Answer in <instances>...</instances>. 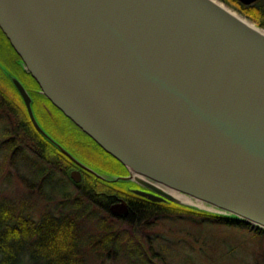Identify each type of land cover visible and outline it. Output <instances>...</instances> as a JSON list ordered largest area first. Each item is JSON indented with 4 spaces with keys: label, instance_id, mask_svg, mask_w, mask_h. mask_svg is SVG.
I'll list each match as a JSON object with an SVG mask.
<instances>
[{
    "label": "water",
    "instance_id": "95a60500",
    "mask_svg": "<svg viewBox=\"0 0 264 264\" xmlns=\"http://www.w3.org/2000/svg\"><path fill=\"white\" fill-rule=\"evenodd\" d=\"M221 1L0 0V29L39 87L1 56L0 74L79 167L151 201L264 230V27ZM34 93L127 174L101 171L57 139ZM71 177L80 182L81 170ZM110 210L128 215L129 205Z\"/></svg>",
    "mask_w": 264,
    "mask_h": 264
},
{
    "label": "trees",
    "instance_id": "16d2710c",
    "mask_svg": "<svg viewBox=\"0 0 264 264\" xmlns=\"http://www.w3.org/2000/svg\"><path fill=\"white\" fill-rule=\"evenodd\" d=\"M223 1L264 27V0H258L252 4H245L240 0ZM0 31L2 32L1 29ZM3 35L5 36L4 33ZM4 38L5 41L0 40V56L29 87L37 89L38 84L31 74L23 71L17 62L20 58L19 55L7 37ZM0 78V174L4 169L9 168L6 176L8 184L13 183L12 175H15L16 182L26 190H24L21 198L18 196L0 198V264H83L86 254L77 246L81 236L78 232L79 227L76 219H72L70 215L73 209L81 211L84 216L94 218L97 216L94 210L97 206L103 211L108 210L115 221L116 227L114 228L117 231H114L111 226H107L108 221L106 219L100 218L98 223L101 224L100 235H91L92 239L87 243L88 250L92 254H98L100 251V257L97 258L101 260L102 264H109L108 258H111L112 255L116 256L112 250L115 244L120 246L123 249L122 254L126 255H131L136 248L135 257L140 264H153L151 258L153 255L149 252L152 245L148 244V249L146 244L143 246L142 235L146 229H153L157 225H162V217L177 214L183 218L194 219L198 226L208 224L249 227L250 224L236 218L213 215L176 203H155L129 192L127 185L123 182L105 181L89 172L86 173L82 181L75 182L70 172L72 168L78 167L76 163L38 132L19 93L15 90L12 93L9 87L3 86L1 83L5 79L1 74ZM34 95L36 98L35 107L41 121H56V124L60 125H51L48 130L79 157L86 156L88 160L97 161L98 154H95L94 149L86 145L88 139L93 143L95 141L78 129L50 100L36 95V93ZM45 100H48L55 109L61 112V115L45 110L42 106ZM64 119L67 123L63 125ZM71 144H76L79 147L71 148ZM96 145L107 153L98 144ZM108 155L112 156L109 153ZM20 159L24 162L20 163ZM114 159L121 168L125 169L116 158ZM103 161L104 159L101 163H104ZM22 167H26L30 174H25ZM30 176L38 178V180L34 182ZM45 185H60L64 191L49 198L44 192ZM72 185L75 186V189H72ZM36 196L49 199L55 203V207L62 210L59 216L56 213H48L52 216L50 218L54 221L53 227L56 226L57 230L55 234L52 232L45 237L46 239H43L39 233L41 234L46 224L49 223L47 222L49 217L45 216L43 221H37L36 225L32 221V212L35 210L36 200H39L36 199ZM117 196L131 198L136 200L135 202L138 200L145 202L136 203L133 208L131 207L130 215H115L110 211L109 206L117 199ZM64 217L68 219L64 220ZM124 223H128L132 228L130 240L125 238L128 236L126 232H121L119 229V225L123 226ZM51 227L49 223L48 229ZM180 230L183 232L185 229ZM187 232L195 236L190 230ZM254 235L259 237L263 243V229L254 232ZM196 240L200 241L201 239L196 238ZM149 241H151L150 238L147 239V242ZM38 242L42 246L37 251ZM233 248L238 249L235 246ZM261 256L264 254L262 253ZM254 263L264 264L259 260V255Z\"/></svg>",
    "mask_w": 264,
    "mask_h": 264
},
{
    "label": "rangeland",
    "instance_id": "374dc122",
    "mask_svg": "<svg viewBox=\"0 0 264 264\" xmlns=\"http://www.w3.org/2000/svg\"><path fill=\"white\" fill-rule=\"evenodd\" d=\"M230 7L234 8L233 6ZM1 84L9 87L12 93L13 90H15L7 80L2 81ZM70 146L71 148L79 147L76 144H71ZM81 159L89 161L86 159V156H81ZM19 162L23 163L24 161L20 159ZM76 168L77 167H74L72 170ZM22 169L25 174H30L26 167H22ZM7 171H9V168L4 169L0 174V198L3 196H18L21 198L25 188L16 182L15 175H12L13 183L8 184V179L6 177ZM30 179H33L34 182L38 180V178H33L31 176ZM7 185L9 186L7 187ZM73 188L75 189L74 185H72V189ZM44 190L46 196L49 198L64 191L63 187L60 185H45ZM37 198L39 200H36V207L32 212V221L36 225V222L43 221L45 216L49 217L47 222H49L52 227L48 229L49 223H47L41 234L39 233L43 239H46L45 237L52 234V232L55 234L57 230L56 226L53 227L54 221L50 218L52 216L48 213H56L57 216H59L62 210L55 207V203L49 201V199L45 197L40 198V196H36V199ZM31 201L33 203V200ZM69 208L73 209L72 207ZM94 210L97 213V216L94 218L84 216L81 211H76V209L71 210L70 214L72 219H76L79 227L78 232H80L81 237L77 246L86 254V259L83 264H102L101 260L97 258L100 257V251H98V254H92L87 246V243L92 239L91 235H100L101 224H98L99 219H106V221H108V227H116L115 221L112 219L108 210L103 211L101 208H97V206ZM63 211L65 210L63 209ZM67 212L70 211L67 210ZM67 219V217H64V220ZM161 221L164 225H157V227L153 226V229L148 228L142 235L143 246L146 244L148 249V244L152 245L149 252L152 253L153 256L151 257L149 253L148 255L152 258L153 264H255L254 262L258 255L259 260L264 263V256H261L262 253L264 254V240L262 243L259 237L254 235V232L259 230L255 225L250 224L249 227H231L226 225L216 226L202 224L198 226L194 219L189 217L183 218L181 215L177 214H174V216L162 217ZM38 225L40 224L38 223ZM119 229H121V232H126L128 236L125 238L130 240L132 236V228L130 225L124 223L123 226L119 225ZM180 229L185 230L182 232ZM113 230L117 231L115 228ZM189 230L195 234L196 238H200L201 240L198 241L194 235L188 234L187 231ZM148 238H150L151 241L147 242ZM41 246L42 245H39L38 242L36 250L38 251ZM233 246L238 247V249L233 248ZM112 250H114L113 252L116 256L112 255L111 258H108L107 262H110L109 264H140L137 257H135L137 252L136 248H134L131 255L122 254L123 249L117 244L112 247Z\"/></svg>",
    "mask_w": 264,
    "mask_h": 264
},
{
    "label": "flooded vegetation",
    "instance_id": "af4514ba",
    "mask_svg": "<svg viewBox=\"0 0 264 264\" xmlns=\"http://www.w3.org/2000/svg\"><path fill=\"white\" fill-rule=\"evenodd\" d=\"M1 33H0V40L5 41V38H4L5 36L3 35V33L2 34ZM17 62H18V60H17ZM36 95H40L41 97L46 98L45 96H43V95H41L39 93H36ZM35 101H36V98H35ZM42 106H43V108L45 110H49L50 112H55L56 114L61 115V112H59L57 109H55L48 100H45V102L42 104ZM42 123L44 124V126L47 129L51 125L60 126V125L56 124L57 123L56 121H42ZM64 123H67V121L65 119L63 120L62 124L64 125ZM86 145L89 146V148L94 149L95 154L96 153L98 154V157H99V158H97L98 160L102 161V159H104V161H103L104 163H101V161H98V160L97 161L89 160V161H86L88 164H90L91 166H93V167H95V168H97V169H99L101 171H104V172H107V173H110V174H113V175H126L127 174V171L120 167L119 163L114 159L113 156H110V155H108V153H105L95 143L90 142V140L88 139ZM77 168H79L81 170V172H82V180L85 178V175H86L87 172L92 173V172H90V171H88L86 169H83V168L79 167V166ZM92 174H94V173H92ZM100 179H102V178H100ZM109 182H111V181H109ZM123 183L127 185L128 189H129V192H132V193H135V192H133L130 189H132V188H142V187H139V186H137V185H135L133 183H130V182H123ZM136 195H138V194H136ZM121 199H125L127 201L128 205H129V214L128 215H130L131 207L133 208L136 203L142 204V203L145 202L144 200H138L137 202H135L136 200L134 201L131 198H127L126 199L125 197L117 196V199L115 201H113L110 205H112L114 202H117V201H119ZM153 202H155V201H153ZM155 203H159V204L161 203L162 204L164 202H155ZM109 209H110V206H109Z\"/></svg>",
    "mask_w": 264,
    "mask_h": 264
},
{
    "label": "bare ground",
    "instance_id": "6f19581e",
    "mask_svg": "<svg viewBox=\"0 0 264 264\" xmlns=\"http://www.w3.org/2000/svg\"><path fill=\"white\" fill-rule=\"evenodd\" d=\"M219 1H221V0H219ZM221 3L222 4H224L222 1H221ZM171 191H173L174 193H176V194H178V191H176V190H173V189H170ZM177 196H179L180 197V195H177ZM111 206V205H110ZM111 211V210H110ZM123 216H127V215H123Z\"/></svg>",
    "mask_w": 264,
    "mask_h": 264
}]
</instances>
